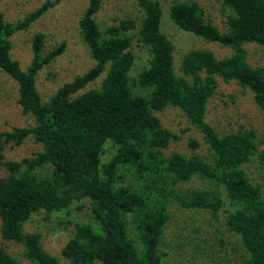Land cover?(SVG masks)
<instances>
[{
	"label": "trees",
	"instance_id": "16d2710c",
	"mask_svg": "<svg viewBox=\"0 0 264 264\" xmlns=\"http://www.w3.org/2000/svg\"><path fill=\"white\" fill-rule=\"evenodd\" d=\"M58 1L45 0L14 23L0 13V71L15 83L16 104L30 119L0 133V166L6 173L0 175V238L19 244L31 264H59L41 247L39 234L22 226L35 212L65 213L85 202L90 222L74 224L73 235L59 250L65 264H160L158 245L171 198L183 208L211 213L223 208L226 228L239 236L247 253L241 264H264V196L242 168L256 150L255 131L221 133L206 116L219 80L248 91L264 114V65H251L243 47L264 46V0H220L225 11L221 28L194 1L169 4L166 13L173 25L230 50L220 57L204 48L175 56L160 30L157 0H136L137 20L120 19L103 28L94 19L103 0H87L76 26L91 65L43 99L36 76L63 52L64 43L45 50L43 33H32L30 59L21 69L10 55V37ZM133 37L147 57L131 77ZM133 85L146 94L133 93ZM166 106L177 108L198 130L208 160L196 153H162L179 138L154 114ZM28 136L39 151L2 160L4 144L19 145ZM106 144L112 151L103 162ZM188 144L197 145L193 139ZM125 174L135 184L122 183ZM192 177L208 186L178 188ZM128 224L136 240L128 236ZM0 264L17 260L0 247Z\"/></svg>",
	"mask_w": 264,
	"mask_h": 264
},
{
	"label": "rangeland",
	"instance_id": "374dc122",
	"mask_svg": "<svg viewBox=\"0 0 264 264\" xmlns=\"http://www.w3.org/2000/svg\"><path fill=\"white\" fill-rule=\"evenodd\" d=\"M45 0H0V13L6 22L14 23L27 13L38 7ZM161 6L160 30L171 41L175 56L194 48L211 50L217 57L227 55L230 50L219 45L206 42L203 39L185 32L172 24L167 15V8L173 1H194L203 11V15L212 23L222 27L224 9L220 0H157ZM87 0H59L55 5L45 10L25 30L15 32L11 37L10 55L19 67L24 69L30 59V38L32 33L41 32L44 35V49L48 50L58 43H64L63 52L54 61L41 69L37 76V87L41 97L46 98L63 81L80 74L91 65V59L85 46L79 39L76 20L86 6ZM140 10L136 0H103L100 10L94 19L99 28L108 23H116L120 19L137 20ZM129 33V32H128ZM246 59L251 64L264 65V46L255 43L243 44ZM131 52L134 61L130 76L144 65L147 50L137 43L133 37ZM133 93L145 95L147 90L136 85L131 87ZM207 109V120L218 132L252 129L256 134V150L248 162L242 165L250 182L259 187L264 196V114L253 104L250 94L242 90L236 83H224L219 80L213 97ZM160 124L178 135L179 138L169 142L161 151L167 155L176 151L189 156L196 153L208 160V151L203 144L201 134L189 125L184 115L175 107L166 106L155 111ZM30 119L21 114L16 104L15 83L5 73L0 71V133L9 131L12 127L26 125ZM2 139L0 135V140ZM193 139L197 145L189 146ZM40 150L31 136L26 137L19 145L4 144L1 151L2 160H19L31 156ZM101 156L107 161L112 149L106 144ZM125 173V172H124ZM123 173V174H124ZM6 174L0 166V175ZM122 183L135 184L130 174H125ZM208 186L205 181L190 178L178 183L182 191ZM220 196L224 198V193ZM82 204V205H81ZM85 202H76L65 213H53L45 216L43 212L33 213L22 226L24 231L36 232L40 237L41 247L54 256L59 264H65L59 250L64 242L73 235L74 224L89 223ZM169 218L163 227L158 251L161 254L160 264H241L247 253L240 244L239 236L226 228L225 212L220 209L215 213L200 208H183L175 199L167 203ZM128 236L135 239L131 225H127ZM3 247L17 264H31L21 254V246L0 238ZM99 264V263H93Z\"/></svg>",
	"mask_w": 264,
	"mask_h": 264
}]
</instances>
